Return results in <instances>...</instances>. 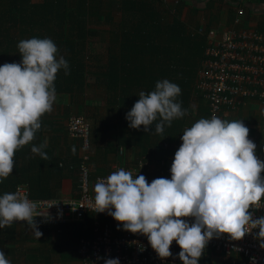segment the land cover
<instances>
[{"label":"clouds","instance_id":"1","mask_svg":"<svg viewBox=\"0 0 264 264\" xmlns=\"http://www.w3.org/2000/svg\"><path fill=\"white\" fill-rule=\"evenodd\" d=\"M17 47L21 62L0 65V180L13 172L15 152L34 140L41 117L53 110L58 71L69 74L68 62L63 56L56 58L58 49L50 38L24 39ZM180 94L181 88L167 79L157 81L153 91H140L125 116L129 127L143 126L148 132L156 122L155 133L163 134L174 119L188 114L177 101ZM248 136L243 120L229 121L215 114L200 118L183 131L171 179L156 178L148 183L144 175L134 177L120 168L94 185L95 208L100 213L107 211L124 231L146 236L161 259L172 256L170 246L175 241L182 264H199L214 237L227 234L238 241L253 229H258L254 238L264 249V215L253 218L249 211L261 207L264 161L255 155L256 144ZM46 146V141L33 145L31 152L48 160ZM37 206L38 202L19 191L3 194L0 229L25 221L39 240L43 234L34 218L50 216L47 210L37 211ZM186 217L194 218L193 222L183 219ZM251 259L255 261V257ZM0 264H11L3 250ZM104 264L120 261L107 258Z\"/></svg>","mask_w":264,"mask_h":264},{"label":"trees","instance_id":"2","mask_svg":"<svg viewBox=\"0 0 264 264\" xmlns=\"http://www.w3.org/2000/svg\"><path fill=\"white\" fill-rule=\"evenodd\" d=\"M170 2L171 5L187 3L186 0ZM167 4L166 0H0V65L21 62L17 47L21 40L50 38L58 49L56 58L63 56L69 65L68 75L64 69L56 75V93H79L89 79L87 43L100 33L102 37L106 35L104 31L92 29V26L101 21L108 23L111 28L107 69L95 75L104 80L102 84L108 91V100L118 107L122 132L117 143L127 144L131 142L128 136L133 132L129 135L125 132L129 128L125 116L139 99V92L153 91L157 81L169 79L181 88L177 101L185 104L191 83L184 78L194 73V60L198 56L203 60L208 46L206 36L200 31L188 30L167 9ZM243 6H235V9ZM243 8L246 14V6ZM245 26L249 27L246 22ZM250 27L264 30L262 24ZM154 71L160 73L159 77L151 78ZM45 124L41 118V129L35 136L44 133ZM149 135L144 131L139 136L144 139ZM34 142L42 144V141ZM31 147L27 144L15 152L13 172L0 180V196L14 193L18 184L27 182L33 197H54L58 182L78 173L79 163L56 156L48 145L43 149L48 160L33 154ZM75 185L79 186L78 180H75ZM94 219V214H88L84 225H75L79 234L77 249L81 237L93 236ZM205 252L212 254L213 250L206 246ZM204 253L199 264H206L210 259H205Z\"/></svg>","mask_w":264,"mask_h":264},{"label":"crops","instance_id":"3","mask_svg":"<svg viewBox=\"0 0 264 264\" xmlns=\"http://www.w3.org/2000/svg\"><path fill=\"white\" fill-rule=\"evenodd\" d=\"M166 1L167 9L173 13L172 6L175 4L171 5V0ZM186 2L178 5L179 11L176 16L188 30L202 31L201 33L207 39L212 35L217 37L225 28L232 26V17L235 16L237 10L235 8L238 5L246 6L247 13L244 17L246 25H264V0H186ZM105 25H103V31L106 35L87 43L86 59L89 79L86 87L79 93L77 91L56 93L57 99L53 104V110L41 117L46 122L44 133L35 136L29 145L39 146L40 143L34 144V141H42V144L46 141L56 156L66 157L78 164L85 150L81 139L71 138L68 135V119L66 118L78 112L76 110H83L80 112H88L89 118L86 117L91 127L89 150L91 179L97 175L108 174L116 162L133 165L140 157H143L146 162L145 178H162L164 163L172 165L177 151L176 147L182 144L181 137L184 129L207 115L206 98L197 88L201 70L204 68L203 60L199 56L198 59L192 58L195 59L194 73L184 78L191 83L189 99L185 104L184 102H182L183 105L181 104L183 109L188 110L187 115L174 119L170 127H165L163 134L155 133L156 122H154L148 131L150 135L144 139L139 136L145 131L143 126L140 129L129 127L125 129V132L127 135L133 132L128 136L131 142L118 144L119 134L122 132L118 107L108 100V91L102 84L104 80L95 75L96 72H104L107 69L111 27L108 23ZM92 29L96 30L97 27L93 25ZM97 46L98 48L101 46L100 55L96 54L98 48L95 50V47ZM90 53H94L91 56V62H89ZM191 66L192 64L189 68ZM159 75L158 71H154L151 73V78H157ZM97 86H101L99 87L101 91H98L100 89ZM95 93H100L103 101H99ZM261 109H264V99L246 98L240 101L235 109L222 111L219 117L229 121L243 120L244 125L249 129L248 139L256 144L255 155L259 160L264 161V115H261ZM141 142H143L142 146H139ZM121 149L122 153H120ZM75 180H78L76 172L62 178L58 182V190L54 197H78L80 191L75 185ZM84 223L85 221L66 224L38 222V229L43 234L38 240L28 224L14 221L10 227L0 229V250L4 251L6 259L11 264H64L63 255L69 249L73 251L76 259L72 263H65L80 264L77 254L79 234H77L75 225H84ZM204 258H210L206 264H226L228 261L225 256L214 251L212 254L205 252Z\"/></svg>","mask_w":264,"mask_h":264},{"label":"built area","instance_id":"4","mask_svg":"<svg viewBox=\"0 0 264 264\" xmlns=\"http://www.w3.org/2000/svg\"><path fill=\"white\" fill-rule=\"evenodd\" d=\"M244 15V8L239 7L232 26L225 28L221 34L217 32V37L212 35L207 39L204 68L197 84L207 101V119L213 114L219 117L224 110L235 109L238 103L246 98L264 99V30L245 26ZM67 133L71 138L81 139L85 150L78 164L80 194L78 197H33L27 182L18 184L15 192L19 191L30 201L38 202L37 211L47 210L49 213V219L38 216L34 218L35 222L66 224L84 221L88 214H94L93 236H83L79 239L77 254L80 264H104L107 258H118L120 264H182L178 258L181 249L175 241L170 246L172 256L161 259L151 248L146 236L124 231L123 225L108 215L107 211L100 213L95 208L96 182L106 179L120 168L132 172L134 177L144 175V158L140 157L133 165L116 162L108 174L97 175L91 179V127L86 115L70 116ZM170 169V163L165 162L162 178L171 179ZM261 176L264 177V172ZM146 180L151 183L154 179ZM57 202L58 204L54 205ZM249 211L253 212V218L264 215V197L259 209L250 208ZM183 219L189 223L194 220L192 217ZM18 222L27 224L25 221ZM257 233L258 229H253L238 241L222 234L219 238L211 239L207 247L225 256L228 259L226 264H264V249L260 248L259 241L254 238ZM253 257L255 261L251 259Z\"/></svg>","mask_w":264,"mask_h":264},{"label":"rangeland","instance_id":"5","mask_svg":"<svg viewBox=\"0 0 264 264\" xmlns=\"http://www.w3.org/2000/svg\"><path fill=\"white\" fill-rule=\"evenodd\" d=\"M33 1H40V0H33ZM105 3H107V2H105ZM105 5V4H104ZM174 6H176V7H173V13H174V15L176 16V15H178V11H179V7H178V5H174ZM105 7L107 8V6L105 5ZM117 19H119V16H117ZM106 24V22H104V21H101L100 23H95L94 24V26H96L97 27V29H99V30H101V31H103V25H105ZM248 24V23H247ZM250 25V24H249ZM106 26V25H105ZM101 35H102V33H100ZM101 35H98V36H95V39H101L102 38V36ZM106 37V36H105ZM98 48V46L97 47H95V50ZM94 50V51H95ZM96 54L97 55H100L102 52H101V46L96 50ZM94 53H90V61L89 62H91V56L93 55ZM98 88L99 87H101V86H97ZM100 89V88H99ZM98 91H101V89L100 90H98ZM95 94H97V93H95ZM98 95V97H99V101H103L101 98H103V96L100 94V93H98L97 94ZM97 100V101H98ZM76 111H78V112H75V113H72V114H70L71 116L72 115H75V114H85L86 116H88V118H89V115H88V112H80V111H83V110H76ZM90 113H91V111H90ZM67 119H69V118H66V120ZM63 258H64V261L66 262V263H72V261L74 260V259H76V257H75V255H74V253H73V251H71V250H69V249H67L66 251H65V253H64V255H63ZM64 262V264H66Z\"/></svg>","mask_w":264,"mask_h":264}]
</instances>
